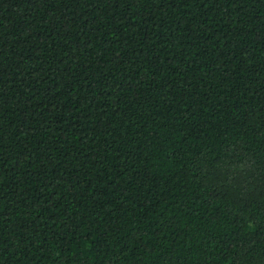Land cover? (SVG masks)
I'll list each match as a JSON object with an SVG mask.
<instances>
[{
  "label": "trees",
  "instance_id": "16d2710c",
  "mask_svg": "<svg viewBox=\"0 0 264 264\" xmlns=\"http://www.w3.org/2000/svg\"><path fill=\"white\" fill-rule=\"evenodd\" d=\"M0 264H264V0H0Z\"/></svg>",
  "mask_w": 264,
  "mask_h": 264
}]
</instances>
